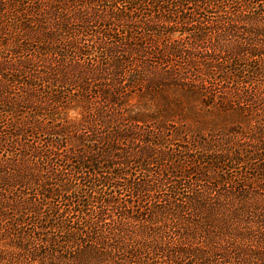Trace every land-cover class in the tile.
Segmentation results:
<instances>
[{"label":"trees","instance_id":"16d2710c","mask_svg":"<svg viewBox=\"0 0 264 264\" xmlns=\"http://www.w3.org/2000/svg\"><path fill=\"white\" fill-rule=\"evenodd\" d=\"M0 264H264V0H0Z\"/></svg>","mask_w":264,"mask_h":264},{"label":"rangeland","instance_id":"374dc122","mask_svg":"<svg viewBox=\"0 0 264 264\" xmlns=\"http://www.w3.org/2000/svg\"><path fill=\"white\" fill-rule=\"evenodd\" d=\"M188 142H190V141H188ZM249 173H250V176H247V179H249L250 182H252L254 180L253 179L254 178V173L252 171H250ZM217 174H219V172H217ZM228 175H233L235 177V181H237L239 178H241V177H239V174H237V172L235 170H233V173L231 171H228Z\"/></svg>","mask_w":264,"mask_h":264}]
</instances>
